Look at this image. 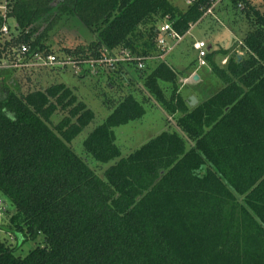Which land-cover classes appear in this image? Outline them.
Returning <instances> with one entry per match:
<instances>
[{"label": "trees", "instance_id": "16d2710c", "mask_svg": "<svg viewBox=\"0 0 264 264\" xmlns=\"http://www.w3.org/2000/svg\"><path fill=\"white\" fill-rule=\"evenodd\" d=\"M245 3L242 10L226 3L247 19L243 54L217 66L220 49L208 52L220 87L190 105L170 65L159 62L148 73L145 65L161 53L162 24L185 35L207 0H190L184 10L171 0H9L20 30L0 52L27 44L60 60H97L129 50L147 58L144 68L121 65L178 117L176 128L122 156L114 128L145 112L134 94L122 95L84 138L82 157L70 143L94 112L63 82L23 92L17 69L0 70L1 214L9 202L7 229L17 240L0 236V264H264V13ZM64 16L78 18L94 40L55 53L42 36ZM120 69L114 73L125 80ZM56 112L63 115L54 123ZM89 157L99 167L111 163L99 173ZM28 240L38 242L21 255Z\"/></svg>", "mask_w": 264, "mask_h": 264}, {"label": "rangeland", "instance_id": "374dc122", "mask_svg": "<svg viewBox=\"0 0 264 264\" xmlns=\"http://www.w3.org/2000/svg\"><path fill=\"white\" fill-rule=\"evenodd\" d=\"M6 1L9 2V0ZM250 1L264 13V0ZM171 2L179 10H184L190 0H171ZM4 3L5 0H0L1 5ZM219 8L222 9L215 10L212 15L205 16L201 21L192 25L182 40L169 53L164 54L162 58L154 54L148 57L145 65L146 73L150 72L159 62L170 65L178 74V90L188 102L190 96H195L196 103H198L201 96L209 95L220 87V81L212 74L210 64L200 66L197 63L196 54L192 48V44L196 40L201 39L207 43V53L220 49L213 57L217 66H223L232 53L243 54L240 43L248 28L247 19L227 7V4H223ZM9 19L14 28L11 36L15 37L20 29L16 27L14 17L9 16ZM42 38L43 42L56 53L63 48L75 49L86 46L94 40V34L78 18L64 16L44 33ZM225 49H228L227 53L223 52ZM107 64L109 63L92 68L87 67L83 73L80 71L75 73L73 67L69 65L60 69L47 67L21 69L15 74L23 92L63 82L74 91L79 100L94 112L93 121L83 128L70 143L74 152L82 157L86 156L83 140L110 113L111 108L108 103L118 100L127 93L134 94L143 102L145 112L140 118L114 128L116 143L122 156L128 155L162 131L176 128L178 114H167L155 98L147 92L143 86V80L137 78L132 69L125 64L122 66V63ZM119 66H122L121 69L125 71V80H120L119 77H116L118 73H114V70L120 69ZM110 82L113 86L109 85ZM162 85L166 90L170 87V83L162 82ZM62 115L63 113L56 112L52 116V121L57 123ZM87 160L91 167L98 169L99 173H102L103 169L111 163L100 164L101 167H99L96 166L98 163L94 159L89 157ZM6 206L8 211L0 215V236L11 245H16L17 240L14 234L10 229H7L11 228L8 223H10L14 208L9 202H6ZM11 224L13 223L11 222ZM37 242L28 240L24 244L21 243L18 252L21 255L26 254Z\"/></svg>", "mask_w": 264, "mask_h": 264}, {"label": "built area", "instance_id": "2783aa9c", "mask_svg": "<svg viewBox=\"0 0 264 264\" xmlns=\"http://www.w3.org/2000/svg\"><path fill=\"white\" fill-rule=\"evenodd\" d=\"M245 1L247 0H207L206 8L204 9L201 18L212 15L213 12L221 5L226 3H234L237 10H242L245 7ZM250 1V0H248ZM251 2V1H250ZM9 8L8 2L5 0L4 4H0V15L2 16V22L0 24V43L11 40L14 36H11V32H14L12 24L9 22ZM184 35H180L174 30L170 23H163L160 27L159 37L157 45L161 49V53L158 55L162 58L164 54L169 53L176 44H178ZM193 50L196 52L197 63L200 66L207 64L206 55L208 51V45L204 40L198 39L192 44ZM147 58L136 56L129 50H123L119 52L105 51L103 55L97 60L77 59L72 60L66 58L60 60L54 53L44 52H30V47L27 44H20L10 50H1L0 52V70L2 69H34V68H66L72 66L74 72H85L87 67H95L102 64L109 63L107 65H113V63H128L135 62L138 69L144 68V61ZM2 75L0 73V80ZM5 209L4 201L0 197V214Z\"/></svg>", "mask_w": 264, "mask_h": 264}, {"label": "water", "instance_id": "95a60500", "mask_svg": "<svg viewBox=\"0 0 264 264\" xmlns=\"http://www.w3.org/2000/svg\"><path fill=\"white\" fill-rule=\"evenodd\" d=\"M197 102V98L195 96H190L189 97V104L190 105H195Z\"/></svg>", "mask_w": 264, "mask_h": 264}, {"label": "crops", "instance_id": "0c3cea01", "mask_svg": "<svg viewBox=\"0 0 264 264\" xmlns=\"http://www.w3.org/2000/svg\"><path fill=\"white\" fill-rule=\"evenodd\" d=\"M195 52V51H194ZM195 54H196V52H195ZM203 96H201V98H202Z\"/></svg>", "mask_w": 264, "mask_h": 264}, {"label": "bare ground", "instance_id": "6f19581e", "mask_svg": "<svg viewBox=\"0 0 264 264\" xmlns=\"http://www.w3.org/2000/svg\"><path fill=\"white\" fill-rule=\"evenodd\" d=\"M204 18V17H203Z\"/></svg>", "mask_w": 264, "mask_h": 264}]
</instances>
